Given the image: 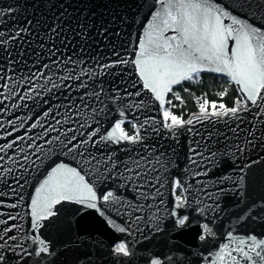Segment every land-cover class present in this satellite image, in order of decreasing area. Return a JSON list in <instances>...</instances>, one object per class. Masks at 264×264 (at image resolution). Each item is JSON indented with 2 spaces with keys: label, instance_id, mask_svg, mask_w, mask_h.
<instances>
[{
  "label": "water",
  "instance_id": "1",
  "mask_svg": "<svg viewBox=\"0 0 264 264\" xmlns=\"http://www.w3.org/2000/svg\"><path fill=\"white\" fill-rule=\"evenodd\" d=\"M214 2L264 30V0ZM158 8L156 0H0L5 12L0 41H8L0 45V85H9L0 87V146L17 141L0 152V220L7 221L0 224V236L17 237L0 250L5 264H151L152 259L162 264H230L227 255L217 258L221 247L228 245L225 251L239 259L232 249L240 247V240L264 239V113L253 108L239 119L231 113L197 119L200 113H193L182 125L165 128L161 104L144 88L135 64L140 39ZM20 29L27 31L13 39ZM203 74L225 79L241 95L228 77ZM136 92L140 95H129ZM190 118L192 124L187 123ZM37 120L49 129L43 139L36 138L44 128H30ZM120 121L135 124L142 139L102 141ZM95 130L97 143L78 149L83 158L67 153L60 142L75 136L74 143H79ZM33 139L43 146L39 152L28 147ZM246 144L243 153L237 151ZM82 159L92 162L83 164ZM60 163L84 175L97 194L99 210L61 201L53 209L57 214L33 230L32 199ZM205 171L206 176L197 175ZM176 181L187 189L185 204L176 209L190 218L191 226L184 230L168 215L176 208ZM109 191L113 196L104 201ZM140 192L150 195L144 199ZM204 224L212 234L204 233ZM113 225L126 231L120 233ZM9 226L15 227L5 233ZM200 234L206 239L199 240ZM35 236L48 243L51 254L35 256L40 247L33 243ZM119 242L126 244L128 256L113 251ZM16 244L33 255L21 259L19 248L11 251Z\"/></svg>",
  "mask_w": 264,
  "mask_h": 264
},
{
  "label": "snow or ice",
  "instance_id": "2",
  "mask_svg": "<svg viewBox=\"0 0 264 264\" xmlns=\"http://www.w3.org/2000/svg\"><path fill=\"white\" fill-rule=\"evenodd\" d=\"M239 2L240 0H237V3ZM156 3L159 5V8L152 15L148 27L140 39L135 64L140 79L143 81L144 88L154 94L155 99L160 102L161 108L163 109L165 104V94L172 92L174 85L181 84L183 81L199 83L200 73L211 72L228 77L230 82H234L238 86L241 95L234 101V106L231 108L226 107L224 103L217 105L215 102H212L211 113H207L209 102L204 100L200 104V117H197V119L209 114L221 116L227 113H231L232 118L239 119L240 113L251 112L253 108H257L260 113H264V30L253 26L245 19L238 18L232 13L230 7L221 6L214 2V0H156ZM3 15H5V12L0 11V17ZM26 31L27 29H20L12 38L15 39V37L20 36L21 33ZM167 33H172V35H167ZM4 36L5 33L0 32V37ZM230 41L232 42L231 45L229 44ZM7 42V40H2L0 41V45ZM127 62L126 60L118 61V63ZM112 66L105 65L104 67ZM40 75L42 77L43 73ZM73 78L72 76L63 77L65 80ZM75 79H79V77H75ZM81 86L84 85L81 84ZM0 87L7 88L9 85L5 83L0 85ZM53 87H59V85L54 83ZM184 91L187 92L188 89L185 88ZM226 94L227 89L218 95L223 99ZM93 95L97 94L94 93ZM129 95L139 96L140 93H129ZM173 95L176 100H181L178 92L173 93ZM0 96H3L2 92H0ZM26 96L27 93L21 96V99H25ZM168 103H171V101H168ZM136 106L138 107L139 105ZM217 107L219 111H217ZM50 111L51 109L44 112L43 115L47 116ZM123 115L124 113L121 112V116ZM163 117L165 121L171 120V124H164V127L170 130L184 123V121L176 115H172L166 109L163 110ZM122 123L123 121L116 123L115 129L109 132L106 137L102 136L101 140L118 142L121 139L130 141L142 139L138 133L136 136L124 134L121 128ZM187 123L192 124V119L190 118ZM2 126L0 124V127ZM38 126L44 128V125L39 120L32 123L30 128L35 129ZM20 127H23V124ZM133 127L136 128V125L133 124ZM52 130L56 129L53 128ZM48 131L49 129L44 128V132L36 139H43L48 134ZM97 131L91 132L87 140L80 141L79 143H74L76 140L75 136L69 138L67 142H60L63 143L67 153H76V155L83 158L85 153L78 151V149L89 142L93 144L97 143L93 141V137L96 136ZM232 131H236V129H232ZM117 132H119V135H117ZM8 135H12V133H8ZM25 138L19 137L20 140ZM28 138L31 139V137ZM54 140L59 141L60 137L57 136ZM54 140H45V143L52 144ZM16 142L14 140L7 145L0 146V152H4L6 148H12V145ZM251 143V140L247 141V144ZM247 144L244 147L238 145L237 151L243 153L246 150ZM28 147L35 148L36 152H39L43 146L36 144L35 139H33L32 144L28 145ZM192 152L194 155L203 158V154L196 152L195 149H192ZM33 155H35V152ZM39 158L37 156V159ZM2 159L4 157L0 156V160ZM24 159H29V156L25 155ZM108 161H111V157H108L105 162L107 163ZM91 162V159H82L83 164L90 165ZM193 163H195V160H193ZM111 166L115 168L116 162L112 161ZM129 171H132V169H129ZM241 171H243V168H241ZM197 175L206 176L207 171L197 173ZM128 179L131 180L132 177L130 176ZM240 179L242 182L243 177ZM156 181L160 183L159 176L156 177ZM163 186L160 183V187ZM173 189H180V193L176 196V208L170 211L168 215L175 218L176 228L184 230L186 224L189 227L191 226L189 223L190 218L188 215H182L176 209L185 204L186 198L184 197V192L187 189L182 186L181 181H176ZM134 190L138 191L136 188ZM36 191L38 195L32 199L31 209V228L33 230H38L42 226L40 223L42 220L57 214L53 209L61 201L74 202L82 204L86 208L99 210L95 203L97 194L93 190V187L85 182L84 175H81L77 169L68 167L63 163L58 164L51 170L48 179ZM156 193L160 194L159 188H156ZM139 195L147 199L150 194L140 192ZM112 196L113 193L109 191L103 195L102 199L108 201ZM11 206L16 207L15 204ZM203 211L204 209H201V212ZM10 219H16V217H10ZM136 219H140V217H136ZM6 223L7 221L0 220V224ZM109 223L111 224L112 222L109 221ZM13 227L15 226H9L4 229L5 233L12 232ZM113 227H116V230L120 233L126 231L124 227H117L115 225ZM201 227L204 233L212 234L207 224ZM198 238L203 241L206 239V236L200 234ZM16 240L17 237L15 235L0 236V241H3V243H0V250L4 249L10 241ZM33 243L40 246L35 251V256H40L44 253L51 254L48 243L39 236L33 238ZM239 244L240 247L232 249V251L239 253V259L237 256L231 255V252L225 251L229 247L228 245L221 247L216 254L217 258L224 260L225 255H227L230 258V264H241L242 261H246L247 264H264V239L257 240L255 237H249L247 240H240ZM17 248L20 249L21 259L25 255H33V253L28 252L23 247V244L11 246V251L15 252ZM113 251L118 255H129L128 248L124 242L117 243ZM253 253L254 256L252 255ZM0 264H5V255L2 252H0ZM151 264H162V261L152 259Z\"/></svg>",
  "mask_w": 264,
  "mask_h": 264
},
{
  "label": "trees",
  "instance_id": "3",
  "mask_svg": "<svg viewBox=\"0 0 264 264\" xmlns=\"http://www.w3.org/2000/svg\"><path fill=\"white\" fill-rule=\"evenodd\" d=\"M188 91L185 92L184 89ZM172 89L178 90L181 100L174 102L175 107L173 112L176 115L182 116L184 120L193 113H197L198 109L195 100L198 98L207 100L208 102H220L224 103L226 107L231 108L234 106V101L238 99V93L234 86L223 78L214 76L212 74L201 75L199 83L184 84L183 87H173ZM227 89V94L220 98L219 93ZM171 98V95L167 93L166 99ZM122 126L128 132L135 133L133 126L130 123H125ZM180 189H175L174 194L179 195Z\"/></svg>",
  "mask_w": 264,
  "mask_h": 264
},
{
  "label": "rangeland",
  "instance_id": "4",
  "mask_svg": "<svg viewBox=\"0 0 264 264\" xmlns=\"http://www.w3.org/2000/svg\"><path fill=\"white\" fill-rule=\"evenodd\" d=\"M200 76V80H201V75L199 74ZM194 84V82H190V81H183L181 84L177 85L176 87H183L184 84ZM178 90L176 89H172V92H169L168 94L171 95V98H165V104H164V107H163V110L166 109L168 110L172 115H176L174 112H173V108L175 107L174 105V102H178L179 100H176L175 96L173 95V93H177ZM168 101H171V103H168ZM196 102V106H197V109H198V112L197 113H200V104L204 102V99H201V98H198L195 100ZM211 103L212 102H209L208 104V108H207V113H211L212 112V108H211ZM217 105L220 104V102H215ZM217 111H219V108L217 107ZM178 118H180L182 121H185L182 116H179V115H176ZM164 118V117H163ZM164 123H169L171 124V120H168V121H165L164 120ZM121 128L123 130V133L128 135V136H136V132L135 133H131V132H128L124 126L121 125ZM175 192V191H174ZM176 196L174 194V198L176 200Z\"/></svg>",
  "mask_w": 264,
  "mask_h": 264
}]
</instances>
